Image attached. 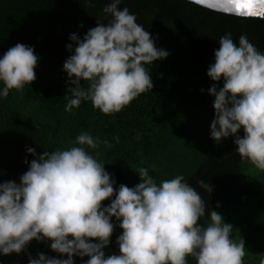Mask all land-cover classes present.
<instances>
[{
	"label": "clouds",
	"instance_id": "clouds-1",
	"mask_svg": "<svg viewBox=\"0 0 264 264\" xmlns=\"http://www.w3.org/2000/svg\"><path fill=\"white\" fill-rule=\"evenodd\" d=\"M189 2L226 15L264 20V0ZM121 4L122 0L107 4L103 13L111 19L97 21L83 38L70 35L72 43L66 47L72 55L63 65L70 85L66 112L90 101L95 109L111 115L152 91L146 66L166 59L170 52L157 48L159 37L154 39ZM89 6L94 5L89 2ZM219 45L207 71L217 82L208 89L215 109L211 138L220 144L234 137L236 154L264 171V52L246 34L237 43L226 33ZM38 62L34 46L21 43L0 56V98H7L11 90L22 94L36 80ZM115 140L119 142V137ZM75 144L79 146L42 155L27 148L36 158L20 182L0 183V255L20 254L36 240L51 241V250L67 258L39 253L29 264H75L74 257H89L85 264H188V257L197 264H244V240L233 239V226L215 210L207 226L200 223L206 201L183 175L158 184L150 169L141 167L136 170L139 184L117 189L105 164L89 151L101 145L111 148V142L82 131ZM199 187L213 191L204 180ZM105 200L110 204L105 206ZM113 217L122 229L116 240L119 254L106 257L104 249L116 227Z\"/></svg>",
	"mask_w": 264,
	"mask_h": 264
},
{
	"label": "trees",
	"instance_id": "trees-1",
	"mask_svg": "<svg viewBox=\"0 0 264 264\" xmlns=\"http://www.w3.org/2000/svg\"><path fill=\"white\" fill-rule=\"evenodd\" d=\"M111 2L0 0V56L21 43L34 46L39 57L36 80L26 85L22 94L11 90L7 98H0V183L20 182L36 158L27 148H34L37 155L69 149L79 146L75 139L86 131L113 145L89 151L105 164L115 180L114 188L139 184L136 170L141 167H148L158 184L183 175L206 201V214L200 223L207 226L211 210L217 211L233 226V239L244 240V264H262L264 171L236 154L234 137L222 139L220 144L211 138L215 109L208 89L217 82L207 71L220 47L219 39L226 33L230 32L237 43L239 36L246 34L264 52V20L226 15L184 0H122L120 8L127 7L135 14L154 39L159 37L156 47L170 55L146 66L154 83L152 91L141 94L121 112L103 114L90 101L66 112L70 85L63 65L72 55L66 47L72 43L69 37L75 33L83 38L97 21L107 23L111 17L103 8ZM83 87H88L87 82ZM239 135L243 137V130ZM201 180L213 186L211 193L199 187ZM110 202L102 203L107 206ZM255 205L258 211L253 220L233 219L236 210ZM112 222L116 227L104 249L106 257L119 254L116 240L122 229L115 217ZM50 243L32 240L27 247L34 258L39 253L67 258L52 251ZM88 259L74 257L75 264H85ZM0 264H29V260L22 251L0 255ZM188 264L197 262L188 257Z\"/></svg>",
	"mask_w": 264,
	"mask_h": 264
},
{
	"label": "rangeland",
	"instance_id": "rangeland-1",
	"mask_svg": "<svg viewBox=\"0 0 264 264\" xmlns=\"http://www.w3.org/2000/svg\"><path fill=\"white\" fill-rule=\"evenodd\" d=\"M247 178L249 177V172L246 173ZM264 194H262L263 196ZM258 211V209L255 206H248L246 207V209L244 210H236V212H234L232 214V217L235 221H242V220H253V216L256 214V212Z\"/></svg>",
	"mask_w": 264,
	"mask_h": 264
},
{
	"label": "water",
	"instance_id": "water-1",
	"mask_svg": "<svg viewBox=\"0 0 264 264\" xmlns=\"http://www.w3.org/2000/svg\"><path fill=\"white\" fill-rule=\"evenodd\" d=\"M184 1H187V2H189V0H184ZM193 4H195V3H193ZM197 5V4H196ZM199 6V5H198ZM207 9V8H206ZM24 251V253L26 254V256H27V258H28V260L30 261V259H33L34 257H33V254L31 253V251L29 250V248L26 246L25 247V249L23 250Z\"/></svg>",
	"mask_w": 264,
	"mask_h": 264
}]
</instances>
